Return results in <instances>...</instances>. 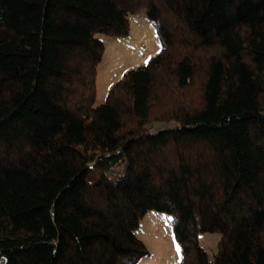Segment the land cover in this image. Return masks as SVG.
I'll use <instances>...</instances> for the list:
<instances>
[{"label":"trees","instance_id":"obj_1","mask_svg":"<svg viewBox=\"0 0 264 264\" xmlns=\"http://www.w3.org/2000/svg\"><path fill=\"white\" fill-rule=\"evenodd\" d=\"M141 11L159 52L95 106ZM150 211L179 264H264V0H0V264H137Z\"/></svg>","mask_w":264,"mask_h":264},{"label":"rangeland","instance_id":"obj_2","mask_svg":"<svg viewBox=\"0 0 264 264\" xmlns=\"http://www.w3.org/2000/svg\"><path fill=\"white\" fill-rule=\"evenodd\" d=\"M104 44V53L96 69L95 106L105 102L109 89L115 85L124 74L143 67L155 57L160 49L155 28L146 17L144 11L129 17V30L126 37H108L97 35ZM196 86L191 91L196 92ZM190 93H188L189 95ZM169 100H158L157 108L152 112V121L159 116L161 108L167 107ZM159 108V109H158ZM166 123H154L151 127L163 126ZM121 172L115 169L114 173ZM172 218L169 215L150 211L141 220L135 232L136 237L145 245L149 255L137 264H179L181 248L172 235ZM219 234H199V246L213 260L217 251Z\"/></svg>","mask_w":264,"mask_h":264}]
</instances>
